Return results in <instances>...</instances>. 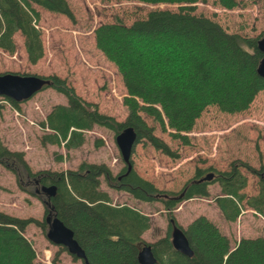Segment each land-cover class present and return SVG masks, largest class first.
<instances>
[{"label":"trees","instance_id":"obj_1","mask_svg":"<svg viewBox=\"0 0 264 264\" xmlns=\"http://www.w3.org/2000/svg\"><path fill=\"white\" fill-rule=\"evenodd\" d=\"M135 1L179 5L175 11L150 10L129 25L117 21L101 23L93 30L95 47L114 65L123 84L125 118L116 121L99 112L94 103L81 99L65 79L50 74L40 76L46 81L41 89L52 88L66 103L54 105L45 123L62 138L69 127L90 129L97 125L112 131L114 136L130 127L135 132V143L145 142L154 150L176 158V151L155 135L154 127L143 115L155 121L161 130L166 124L173 130L169 133L172 138L188 144L182 133L190 131L207 107L213 106L227 114L245 110L255 95L264 91V78L255 71L261 58L256 48L258 37L229 33L216 21L195 14L194 3L198 0ZM215 3L224 9L237 5L236 0H215ZM33 4L73 20L66 0H0V50L14 52L13 34L17 32L22 37L29 64H35L43 55L41 32L35 23L38 13ZM3 99L18 108L19 102ZM42 139L43 143L57 142L54 135H44ZM80 143V133L70 131L65 146L75 147ZM99 144L101 141L96 140L95 146ZM0 165L13 175L19 190L35 197L42 205L41 220L0 211V264H38L31 242L22 233L27 225L34 224L45 235L52 218L72 232L84 253L82 264H139L137 253L142 245L150 246L155 264H264L263 236L241 237L230 246L228 238L205 216H196L182 228L172 214L182 201L207 197V184L217 182L220 195L214 197V202L225 220L233 221L237 217V201H243L264 219L262 165L253 168L234 160L226 171L205 172L196 167L192 178L177 192L157 189L133 170L132 163L130 169L123 164L116 174L104 163L84 161L64 171H32L23 152L8 149L1 140ZM240 169L257 178L256 194L246 197L240 193L246 184ZM99 178L108 188L123 191L136 200L161 202L168 221L166 234L154 242H144L141 234L149 226L148 217L127 205L111 204L109 195L99 187ZM49 186L54 187L52 195L40 189ZM173 225L184 234L190 256L172 248ZM59 250L65 248L59 246ZM56 256L57 253L53 260Z\"/></svg>","mask_w":264,"mask_h":264},{"label":"rangeland","instance_id":"obj_2","mask_svg":"<svg viewBox=\"0 0 264 264\" xmlns=\"http://www.w3.org/2000/svg\"><path fill=\"white\" fill-rule=\"evenodd\" d=\"M236 1L235 7L224 9L215 0H198L194 3V13L216 21L229 33L252 38L264 35V0ZM66 2L73 14L72 21L62 14L32 5L38 13L35 23L41 32L43 55L35 64H29L25 59L22 37L16 32L13 34L14 52L8 54L0 50V73L57 75L65 79L81 99L94 103L99 112L122 121L126 115L122 105L125 90L114 65L95 47L93 30L101 23L117 21L129 25L133 20L143 18L150 10L175 11L179 4H150L135 0ZM36 93L38 96L34 97ZM36 93L29 98V104H23V111L20 103L26 100L14 108L0 97V104L6 105V109L0 111V140L10 150L20 149L32 171H64L76 168L82 161L104 163L112 174L123 167L112 131L97 125H92L90 129L69 127L62 138L45 121L54 105L66 103L65 98L49 87ZM143 117L154 127L155 135L177 153L176 158H170L145 142L133 146L130 155L133 170L159 190L179 191L192 178L196 167L205 172L226 171L234 160L245 162L253 168L264 166V91H259L249 106L239 113H221L213 106L204 109L190 131L182 133L187 137L188 144L172 138L169 133L173 130L166 124L161 130L150 117ZM72 130L80 133L81 143L66 147L65 142ZM12 132L16 137L10 135ZM44 135H54L57 142L43 143ZM96 140H100L101 144L95 146ZM209 167L211 170H207ZM240 171L246 177V184L240 193L246 197L256 194L257 178L244 169ZM99 181L100 189L109 195L111 204L127 205L148 217L149 226L141 234L144 242H154L166 234L168 221L161 202L136 200L123 191L108 188L102 178ZM207 192L205 198L194 197L176 206L172 214L177 224L184 228L196 216L204 215L219 227L230 246L244 236L264 237V219L246 207L243 201H237L239 213L233 221H228L222 217L214 202V197L220 195L218 183L207 184ZM0 211L21 218L42 219L41 202L19 190L13 175L1 165ZM22 235L31 242L38 264H82L80 259H72L66 250H59V246L51 244L34 224L27 225ZM55 253L57 256L53 260Z\"/></svg>","mask_w":264,"mask_h":264},{"label":"water","instance_id":"obj_3","mask_svg":"<svg viewBox=\"0 0 264 264\" xmlns=\"http://www.w3.org/2000/svg\"><path fill=\"white\" fill-rule=\"evenodd\" d=\"M256 48L261 53L256 66V74L264 78V35L256 40ZM45 80L34 74H19L16 72L0 73V97L8 98L15 102H21L29 99L34 93L39 91L45 84ZM114 142L118 149L121 161L127 169L131 168L130 155L135 143V132L130 127L124 128L114 136ZM211 175V174H210ZM43 193L52 195L54 187H41ZM45 238L55 246H62L69 255L76 259H84L83 250L72 237L70 229L65 227L59 220L52 218L49 221V227L45 232ZM170 243L172 248L185 256L191 255L188 242L182 231L172 226L170 231ZM139 264H155L156 260L152 255L149 245H142L137 253Z\"/></svg>","mask_w":264,"mask_h":264},{"label":"crops","instance_id":"obj_4","mask_svg":"<svg viewBox=\"0 0 264 264\" xmlns=\"http://www.w3.org/2000/svg\"><path fill=\"white\" fill-rule=\"evenodd\" d=\"M36 96H38L37 93L34 95V97H36ZM33 100H34V99H33ZM29 103H30V99H29V100H26L25 102L20 103L21 110L23 111V108H24V107L22 108L23 104H29ZM5 106H6V105H4V104H0V111H1V109H3V108L6 109ZM22 111H21V112H22ZM22 113H23V112H22ZM10 114H11V113H10ZM0 125H1V124H0ZM0 131H1V129H0ZM8 135H9V134H8ZM10 135H13V137H16V135H15L14 132L10 133ZM10 135H9V136H10ZM10 138H11V137H10ZM14 149L20 151V149L11 148V150H14ZM203 216H204V215H203ZM205 217H206V216H205ZM206 218H207V217H206ZM208 219H209V218H208ZM209 220H210V219H209ZM185 225H186V224H185ZM26 227H27V226H26ZM26 227H25V228H26ZM217 228H219V227L217 226ZM244 237H246V236H244ZM32 247H33V246H32Z\"/></svg>","mask_w":264,"mask_h":264},{"label":"built area","instance_id":"obj_5","mask_svg":"<svg viewBox=\"0 0 264 264\" xmlns=\"http://www.w3.org/2000/svg\"><path fill=\"white\" fill-rule=\"evenodd\" d=\"M2 100H4V99H2Z\"/></svg>","mask_w":264,"mask_h":264}]
</instances>
